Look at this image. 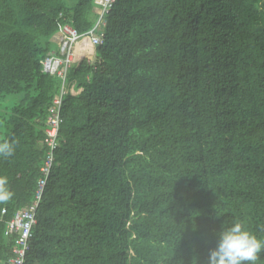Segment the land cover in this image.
I'll list each match as a JSON object with an SVG mask.
<instances>
[{
	"label": "trees",
	"instance_id": "16d2710c",
	"mask_svg": "<svg viewBox=\"0 0 264 264\" xmlns=\"http://www.w3.org/2000/svg\"><path fill=\"white\" fill-rule=\"evenodd\" d=\"M95 8L0 0V264L40 179L23 264H264V0H115L94 59L43 72Z\"/></svg>",
	"mask_w": 264,
	"mask_h": 264
},
{
	"label": "built area",
	"instance_id": "2783aa9c",
	"mask_svg": "<svg viewBox=\"0 0 264 264\" xmlns=\"http://www.w3.org/2000/svg\"><path fill=\"white\" fill-rule=\"evenodd\" d=\"M114 1L115 0H95V12L98 14V19L94 26L83 34L78 33L75 28L68 24L62 26L59 32L52 36V40L57 44L59 56L54 52L48 53L41 61L43 72L51 75L56 74L64 81L66 69L71 64L78 63L81 60L77 55L80 54L81 57L84 54H87L89 49L94 51L95 45L101 43V38L103 36L102 31L104 28L103 16L107 13ZM76 45L78 46L77 49ZM78 92L79 91L75 90L72 85L69 87L63 85L60 94L54 98V104L59 105L60 98L63 94L75 95ZM59 123V113L56 109H52L47 116V125L45 128L44 142L50 148L45 165L41 168V171L45 174H47L53 158L52 149L57 146L56 136ZM44 183V179L38 181V188L35 199L32 203L25 209L17 210L12 219L5 224L4 235L13 238L15 237L14 242L17 245L13 249L14 256L9 259V264H23L25 252L28 250V241L31 237V230L36 224L35 211L38 206ZM0 212L1 215H3L5 210L2 209Z\"/></svg>",
	"mask_w": 264,
	"mask_h": 264
},
{
	"label": "rangeland",
	"instance_id": "374dc122",
	"mask_svg": "<svg viewBox=\"0 0 264 264\" xmlns=\"http://www.w3.org/2000/svg\"><path fill=\"white\" fill-rule=\"evenodd\" d=\"M65 2V4L69 7L73 6L77 0H63ZM77 45H76V49H77ZM79 58H88V59H94V54L93 51H91L90 49L88 50L87 54H84L83 56L80 57V54L77 55ZM20 98V95H0V108L4 109V108H10L13 104H15V102L18 101V99Z\"/></svg>",
	"mask_w": 264,
	"mask_h": 264
}]
</instances>
